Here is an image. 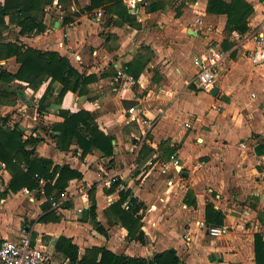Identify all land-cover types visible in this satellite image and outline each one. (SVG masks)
<instances>
[{"label":"crops","instance_id":"crops-1","mask_svg":"<svg viewBox=\"0 0 264 264\" xmlns=\"http://www.w3.org/2000/svg\"><path fill=\"white\" fill-rule=\"evenodd\" d=\"M175 1L181 0H123L128 13L134 16L131 24L122 21L117 13L106 11L107 4L88 10L90 0H52L43 5L42 11L33 13L44 25V31L24 35L19 34L15 14L13 20L4 16L1 43L18 42L58 52L80 73L94 74L96 81L88 85L84 96L67 91L60 103L54 102L60 84L52 83L43 109L39 104L47 81L35 90L27 81L0 83V119L6 117V126L18 125L24 138H42L34 148L39 156L68 164L82 175L68 181L64 191L69 199L56 210L37 191L31 193L30 199L22 191L27 187L8 191L11 174L0 161L5 165H0V193L7 192L0 200V240L27 238L30 245L49 252L54 264H78L70 263L56 249L60 237L69 238L78 247V260L93 247L117 256L145 259L173 248L184 264H257L254 234L259 233L264 239V63L253 65L247 56V49L253 45L252 33L261 31L254 28L256 6L253 0H246L254 12L248 18L249 29L245 33L234 30L240 35L237 38L234 31L225 30V15L206 11L207 0L173 6ZM3 3L0 0V5ZM152 3L158 4L159 9L149 11ZM208 44H215L224 53L215 80V95L189 88L190 84L197 88L191 81L197 72L193 58L203 57ZM129 62L142 67L137 81L124 68ZM0 67L13 74L19 63L15 57L2 58ZM116 68L124 70L123 79L117 82ZM183 84L185 91L178 95L174 89L181 90ZM133 106L141 110L139 118L153 120L145 143L153 152L142 164L148 169L138 183L125 177L140 204L136 216L140 218L143 243L129 237L126 228L108 210L117 199L106 201L111 192L100 183L99 171L101 165H106L126 175L133 166L136 157L132 159L131 145L142 127L128 114V108ZM158 108L162 109L159 115ZM59 109H83L95 114L99 128L114 137L113 156L86 164L91 155L80 160V149L75 144L68 151L57 149L50 126L62 121ZM41 118L50 124L48 131L40 132L35 126ZM166 140L167 147L180 160L178 174L184 182L193 179V189L175 177L167 180L163 189L162 182L154 179L155 162L169 156L160 147ZM241 141L246 142L245 147H240ZM150 161L155 162L148 164ZM20 166L25 168L24 164ZM202 185L207 187V193L194 192ZM81 186L89 187V200L93 191L94 218L88 208L75 214L76 194ZM208 204L222 212L221 225L228 227L220 237L207 235L202 226ZM161 216H165V222H160ZM204 238L207 242H203ZM100 256L98 252L96 259Z\"/></svg>","mask_w":264,"mask_h":264},{"label":"trees","instance_id":"trees-1","mask_svg":"<svg viewBox=\"0 0 264 264\" xmlns=\"http://www.w3.org/2000/svg\"><path fill=\"white\" fill-rule=\"evenodd\" d=\"M51 2L52 0H4V3L0 5V27L4 24V16L9 15L10 20H13L15 14L17 18H15V22L20 27L19 34L42 32L44 25L33 13L42 11L43 5ZM105 4H107L106 11L117 13L118 17L123 19L122 21L134 23V16L128 13L123 0H90L87 8L93 10ZM157 9H159V5L152 3L148 10L152 12ZM206 11L225 15V30L227 32L235 30L245 33L249 29L248 18L253 14L254 7L246 0H207ZM8 57H15L19 67L13 74L0 67V83H9L11 80L17 79L27 81L28 85L35 90L43 81H47L45 92L40 99V109L45 107L44 103L48 104L46 100L48 95H51L52 83L60 84V89L54 99V102L60 103L67 91H71L77 96H84L88 93V85L96 81L94 74L80 73L67 57L55 51L39 50L18 42H0V59ZM140 67L134 63L130 64V62L124 66L125 69H128L127 73L136 81L139 79ZM189 88L199 90L194 84H190ZM58 116L62 118V121L55 122L50 126V133L57 149L68 151L70 146L75 144L80 149V158L84 159L90 154V161L113 156L112 140L114 137L99 128L95 114L83 109L75 112L59 109ZM42 140L40 137L33 136L24 138L18 125L11 128L6 126V117L0 119V161L6 164L11 174L7 186L8 191L16 192L22 187H27L33 193L39 185V178H43L45 194L50 195L64 191L69 180L82 177L79 171L72 169L68 164H57L50 158L39 156L34 148ZM28 145H31V148L27 149ZM160 147L166 150L169 155L173 154L172 148L167 147V140L162 142ZM152 150L144 143L139 152L142 160L140 159L138 163L143 164L145 162L143 159H146L153 152ZM20 164H24L25 168L22 169ZM113 190L114 186L107 192L110 193ZM129 191L120 192L119 198L110 204L108 210L115 215L116 221L126 228L129 237L134 236L143 243V234L139 230L140 218L136 216L140 204L135 197H131L129 208L126 210L122 207ZM189 194L191 196V193ZM6 195V191L0 193V200ZM186 202L190 203L188 200ZM95 207L93 191H91L88 214L92 218L95 217ZM205 220L206 224L221 225L223 214L208 204L205 209ZM56 249L62 252L70 263L77 262L78 264H184L180 262L173 248L156 254L152 259H145L117 256L104 248L93 247L86 249L85 255L78 260V247L69 238L60 237L56 242ZM98 252L101 255L99 260L96 259ZM254 253L257 264H263L261 260L264 262V239L259 233L254 234Z\"/></svg>","mask_w":264,"mask_h":264},{"label":"built area","instance_id":"built-area-1","mask_svg":"<svg viewBox=\"0 0 264 264\" xmlns=\"http://www.w3.org/2000/svg\"><path fill=\"white\" fill-rule=\"evenodd\" d=\"M100 15V12H98ZM199 19H196V22H199ZM235 37L239 38L240 35L238 32H233ZM252 43L253 45L247 49V56L249 57L253 65H261L264 63V34L261 31H255L252 33ZM224 59V53L219 49L215 44H208L206 46V52L203 57L196 56L193 58V64L197 67V72L194 78L191 80L194 82L198 89L203 91H211L215 85V80L220 73V63ZM124 70L121 68H116L115 82L123 79ZM130 84L133 83L132 78L129 79ZM128 113L131 117V120L138 121L141 123L142 127L140 128V134L131 145V150L134 155L132 159H135L137 156L136 153L140 151L142 145L146 143V138H148V129L153 123V120H148L144 118H139L141 110H135V107L128 108ZM162 113V109H157V115ZM184 125L189 126L188 122H185ZM246 142L241 141L240 147H245ZM159 162V161H158ZM158 162H155L157 164ZM152 164V161L148 162ZM4 167V163H0ZM160 170L162 173L167 171L174 170L176 171L177 167H180L179 160L175 154L169 155L168 159L162 160L159 162ZM101 173L100 183L105 188H111L114 186L113 192L106 196V201L112 203L114 199L119 198L120 192H126L128 190L129 194L125 198L122 207L128 209L130 206V199L133 196V192L128 185V181L125 180V174L119 170H110L106 165H101L99 167ZM37 176V175H35ZM39 185L36 191L39 194L45 195L47 201L49 202L52 209H61L65 202H67L68 195L65 191L60 193H51L46 195L44 191L45 180L39 178ZM23 193L28 195L30 199L33 198L31 192L28 188H23ZM117 196V197H115ZM78 198L77 205L75 207V214L78 216L84 210L89 207V187L81 186L76 194ZM203 228L207 235L211 237H220L227 233L228 227L224 225H212V224H202ZM186 237L189 238V235L186 234ZM0 264H54L52 256L49 252L32 246L29 244L27 238H22L19 240H9L2 239L0 240Z\"/></svg>","mask_w":264,"mask_h":264},{"label":"rangeland","instance_id":"rangeland-1","mask_svg":"<svg viewBox=\"0 0 264 264\" xmlns=\"http://www.w3.org/2000/svg\"><path fill=\"white\" fill-rule=\"evenodd\" d=\"M192 1L193 0H181L180 1V3H179V1H175L174 3H173V6H174V4H183V5H185V2H189V3H192ZM250 1H252V0H250ZM254 2H252V4L254 5V7L256 6V9H255V12H254V16H255V20H256V23H255V29H260L263 33H264V0H253ZM68 4V2L65 4V5H67ZM187 6V5H186ZM190 12H191V10H190ZM97 13V12H96ZM254 16H252V17H254ZM218 21V20H217ZM211 23V22H210ZM253 29V28H252ZM224 35L226 36V32L224 33ZM247 81V80H246ZM168 83H171V82H168ZM185 83H190L189 82V79L187 80V82H185ZM185 84H183V86H182V88H181V90H179V89H174L175 91H177V94L178 95H180V94H182V92H184L185 91V86H184ZM250 87H252V88H255L256 86H254V85H249ZM258 87V86H257ZM198 91H201V90H198ZM255 93V92H254ZM169 98H171V97H169ZM261 107H264V105H261ZM234 108H236L237 109V106L236 105H234ZM241 112H243V111H241ZM129 114V113H128ZM244 114V113H243ZM242 114V115H243ZM47 122V121H46ZM189 123V122H188ZM49 123L47 122V124L46 123H44V121H43V119L41 118L38 122H37V124L35 125L37 128H39L40 129V132H45V131H48L49 130ZM33 128L34 127H32V128H29L28 130H29V132H31L32 130H33ZM49 137V136H48ZM125 139L126 140H130L129 139V137H125ZM45 140V139H44ZM148 140V138H146V141ZM141 150V149H140ZM140 152V151H139ZM139 152H138V155L136 156V159L134 160V164H133V166L132 167H130V169L128 170V171H126V175H125V177H129V178H131L135 183H138L139 181H140V178L142 177V175L145 173V171L148 169V167L147 166H145V167H142V164H140V163H138V162H140L139 160L141 159L140 158V154H139ZM80 158V157H79ZM129 158H131V157H129ZM178 158V157H177ZM80 160H84V159H81L80 158ZM142 160V159H141ZM163 159H160V160H158L159 162H161ZM178 160H179V158H178ZM96 161V160H95ZM95 161H90L89 160V158H88V160L86 161V164H94L95 163ZM155 162V161H154ZM154 162H152V164H154ZM159 162L155 165V169H153L152 170V172H153V177H154V179L155 180H157V181H160V182H162V183H160V185H162V188L163 189H165V185H168L166 182H167V180H170V179H172V178H176L175 180H180V182H182L184 185H186L187 187H188V185H190V186H192V189H193V186H194V181H193V179L192 180H188L187 179V181L188 182H184V178L183 177H181V175H180V172H179V174H178V171H180V168L178 169V167L176 168V170H177V172H175L174 170H170V171H167L166 173H162L161 172V170H160V166H159ZM179 164H181L180 163V160H179ZM141 165V166H140ZM139 166V167H138ZM141 167V168H140ZM140 168V169H139ZM184 170V169H183ZM124 171V170H123ZM138 174H140V175H138ZM124 177V178H125ZM199 186V185H198ZM198 186H197V188H196V191H194V192H196L197 194H203L204 192H206L207 193V187H204L203 185L201 186L202 188H198ZM191 189V190H192ZM190 190V191H191ZM192 192V191H191ZM174 193V191H172V193L171 194H173ZM189 194V193H188ZM190 198H191V196H190V194L188 195ZM173 208H176V206L175 207H173ZM166 212V211H165ZM164 217L165 216H161L160 217V222H165V220H164ZM203 242H207V239H203Z\"/></svg>","mask_w":264,"mask_h":264},{"label":"water","instance_id":"water-1","mask_svg":"<svg viewBox=\"0 0 264 264\" xmlns=\"http://www.w3.org/2000/svg\"><path fill=\"white\" fill-rule=\"evenodd\" d=\"M217 90H218V87L217 86H213V88L211 89V94L215 95Z\"/></svg>","mask_w":264,"mask_h":264}]
</instances>
